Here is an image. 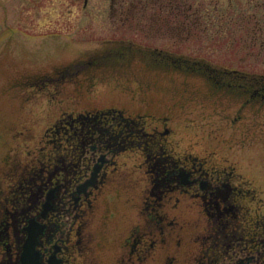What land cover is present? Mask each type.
<instances>
[{
  "label": "flooded vegetation",
  "instance_id": "1",
  "mask_svg": "<svg viewBox=\"0 0 264 264\" xmlns=\"http://www.w3.org/2000/svg\"><path fill=\"white\" fill-rule=\"evenodd\" d=\"M80 1L83 8L90 2ZM124 5L109 0L111 17L130 26L135 20L146 37L189 39L201 22L195 0H129L123 13ZM149 7L158 15H145ZM129 44L89 53L56 75L69 80L99 66L126 67L137 56L147 67L202 77L208 106L222 109L224 119L238 122L264 108V75L243 64ZM151 56L158 62L150 64ZM78 110L49 127L36 162L4 173L0 264H264V213L255 208L253 180L198 155L195 144L181 147L168 115L119 103Z\"/></svg>",
  "mask_w": 264,
  "mask_h": 264
},
{
  "label": "rangeland",
  "instance_id": "2",
  "mask_svg": "<svg viewBox=\"0 0 264 264\" xmlns=\"http://www.w3.org/2000/svg\"><path fill=\"white\" fill-rule=\"evenodd\" d=\"M117 1L125 4L124 13L129 0ZM195 3L201 22L185 39L172 33L149 32L146 37L135 20L132 26L121 24L118 15L114 20L109 0H90L86 8L80 0H0V181H7L3 175L14 165L36 162L50 139L49 127L62 112L119 103L170 116L168 126L181 147L195 144L198 155L234 165L253 180L249 188L255 189V208L262 215L264 108L238 122L231 114L224 119L222 109L208 106L202 77L147 67L137 56L126 67L99 66L90 75L69 80L56 75L66 65L89 60V53L129 48V43L180 51L218 65L243 64L246 71L264 75V0ZM158 13V7H149L145 15ZM148 62L158 61L151 56ZM181 81L188 85L179 86ZM155 124L146 121V126Z\"/></svg>",
  "mask_w": 264,
  "mask_h": 264
}]
</instances>
